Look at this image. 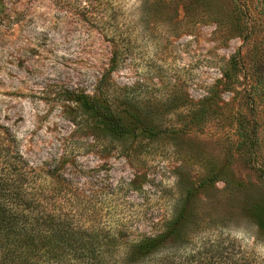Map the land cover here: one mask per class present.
Returning <instances> with one entry per match:
<instances>
[{
    "label": "rangeland",
    "instance_id": "1",
    "mask_svg": "<svg viewBox=\"0 0 264 264\" xmlns=\"http://www.w3.org/2000/svg\"><path fill=\"white\" fill-rule=\"evenodd\" d=\"M184 13L227 15L251 34L214 21L188 26ZM114 49L112 78L137 83L160 123L184 124L198 110L207 119L155 141L133 162L90 151L77 155L78 168L108 186L132 181L125 206L148 213L168 207L179 184L218 175L199 188L205 200L196 220L264 257V235L248 214L264 203V0H0V159L24 170L54 166L73 128L60 95L90 91Z\"/></svg>",
    "mask_w": 264,
    "mask_h": 264
},
{
    "label": "trees",
    "instance_id": "2",
    "mask_svg": "<svg viewBox=\"0 0 264 264\" xmlns=\"http://www.w3.org/2000/svg\"><path fill=\"white\" fill-rule=\"evenodd\" d=\"M249 11L243 6L245 17ZM183 18L188 26L214 21L246 39L251 34L238 23L231 26L227 15L184 13ZM110 36L113 45H121L116 34ZM118 56L114 49L90 91L71 89L60 95L73 128L62 137L54 166L24 170L13 159H0V264H264L252 247L219 226L196 220L205 200L199 188L218 175L200 179L197 186L179 184L168 207L159 205L148 213L139 204L125 206L126 192L136 190L132 181L108 186L78 168L77 155L90 151L133 162L155 141L199 128L207 119L198 110L182 126L160 123L150 100L143 102L137 94V83L120 85L112 78ZM169 96L173 106H181L174 94ZM248 214L264 235V203L253 202ZM144 216L149 221L142 222Z\"/></svg>",
    "mask_w": 264,
    "mask_h": 264
}]
</instances>
